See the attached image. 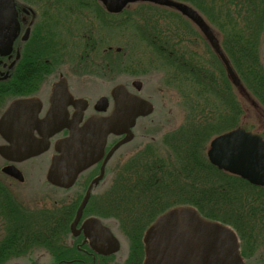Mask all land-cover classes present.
<instances>
[{
	"label": "flooded vegetation",
	"instance_id": "1",
	"mask_svg": "<svg viewBox=\"0 0 264 264\" xmlns=\"http://www.w3.org/2000/svg\"><path fill=\"white\" fill-rule=\"evenodd\" d=\"M175 1L189 5L202 16L234 71L227 48H236L240 31L256 32L258 47L264 54V0ZM82 3L79 0H0V149L16 142L8 133H15L20 143L28 140L31 133L33 140L28 144L32 147L45 139V134L54 131L47 137L48 147L34 155L18 159L0 151V264H156L154 253L148 250L149 230L167 213L187 206L188 196L183 193L184 189L173 186L174 174L168 169L174 168L160 163L157 153L162 150L159 144H184L180 139L188 127L186 123L191 112L186 114L183 125L166 131L164 126L156 125L159 104L143 94L146 82L141 77L142 71L94 97L77 95L72 80L62 71L63 66H72L64 61L63 50L74 44L71 34L79 32L69 20L79 21L80 6L90 8L95 4L97 13L94 16L103 20L126 10L112 13L101 0ZM167 8L181 15L195 31L184 32L188 66H191L192 52L197 53L193 59L198 55L200 61L206 58L200 52H208L216 62H211L212 67L224 69L230 84V88L223 91L220 74L213 73L210 77L209 73V78L218 85L219 95L237 98L240 87L231 81L222 56L206 35L177 8ZM80 18L89 28L83 32L95 30L89 15ZM212 20L218 28L212 25ZM103 22L97 26L105 31L107 21ZM229 22L234 29L224 28ZM65 34L68 39L63 40L61 36ZM206 59L198 61L196 66L203 82L208 77ZM75 70L80 71L77 67ZM124 70H120L121 75L124 74L122 77L126 75ZM54 73L58 77L49 81ZM63 80L70 98L55 97V90ZM137 80L140 86L135 85ZM117 85L150 102L152 111L136 116L129 127L130 133L124 126L128 116H120L118 128L107 133L102 152L94 162L81 169L68 184L52 180L50 168L54 158L61 154L58 144L72 132H80L91 119L112 117L116 109L114 88ZM187 86L188 91L189 84ZM244 93L248 95L246 90ZM103 97L107 98L106 102ZM18 101L28 102L24 112L12 111L13 118L2 124ZM52 111L56 112L53 116ZM49 121L52 123L47 124ZM148 121L152 125L145 124ZM148 126L155 130H149L154 135L164 133L158 138H147L142 145L135 146L138 150H130L129 144ZM8 167L17 170L5 172ZM250 192V214L256 221L250 230L252 246L247 262L241 256L240 259L243 264H264V258L263 262L260 257L256 259L254 246L256 242L264 246V232L259 230L264 220L258 221L259 217H264V186L251 184ZM203 224L198 221L194 227ZM220 253L222 264H229V250L221 249Z\"/></svg>",
	"mask_w": 264,
	"mask_h": 264
},
{
	"label": "trees",
	"instance_id": "2",
	"mask_svg": "<svg viewBox=\"0 0 264 264\" xmlns=\"http://www.w3.org/2000/svg\"><path fill=\"white\" fill-rule=\"evenodd\" d=\"M154 9L162 10L160 13L156 12L158 16L155 17V20L148 18V13L152 10L156 11ZM165 11L166 13H163ZM165 11L151 4L147 6L141 4L133 10V13L140 14L142 19L135 18L136 16L133 15L132 18L123 21L126 24L125 31L134 32L145 44L142 46L145 49V55L141 57L146 65L142 66V72L147 73L151 69L150 57L147 53H153L162 64H167L169 66L168 76L164 74L161 82H164L167 77V83L171 84L172 81H175L180 86L184 85V89L181 90L182 103L191 112L190 120L186 123L188 126L185 129L186 132L184 130V135L180 139L184 144L181 146L159 144L162 150H158L157 157L164 166L174 168L173 170L168 169L174 174V183L179 180L183 181L182 184H179L180 187L176 186V188L184 189L183 193L188 196L185 203L187 206L195 208L204 220L219 223L225 227L231 226L236 231L238 237H241V254L247 259L252 246L249 222L251 217L249 188L251 184L237 175L214 166L207 157V148L213 137L237 126H244L241 123L244 107L241 100L234 96L225 98L219 95L218 85L212 80L213 78L208 76L206 81L204 80L205 82L201 80L200 70L196 67L200 58L197 55L193 59L197 53L192 52L191 66H188L186 62L189 59L183 46L184 32L195 31L179 14L172 15L181 24H175L171 28L161 24L162 20H166L167 10ZM127 12L125 10V13ZM114 24L112 22L111 25ZM78 27L79 25H76L75 29ZM224 28L234 29L231 22ZM253 36L257 38L256 32L245 33L242 31L241 33L240 31L236 48L232 50L229 46L227 51L230 59L234 62L235 71L241 79L240 90L245 88L251 92L264 107V65L260 59L259 43L257 40H252ZM82 40L83 38L80 37L79 41L73 45L82 48ZM206 53L208 54V52ZM119 57L122 59L121 55ZM206 58L210 64L211 62L212 64L216 63L214 59ZM202 60L203 58L200 62ZM94 66L98 72H103L102 74L105 75L106 66L103 62L101 64L98 62V65ZM80 67V71L93 68L86 64H82ZM146 68L149 70L145 71ZM207 69L205 68V71L209 74V69ZM212 70L222 77L223 91L230 88L224 69L212 67ZM187 84H189L188 91ZM245 128L249 129L247 126ZM263 220L264 217L258 218V221ZM254 246L259 250L263 244L256 242Z\"/></svg>",
	"mask_w": 264,
	"mask_h": 264
},
{
	"label": "water",
	"instance_id": "3",
	"mask_svg": "<svg viewBox=\"0 0 264 264\" xmlns=\"http://www.w3.org/2000/svg\"><path fill=\"white\" fill-rule=\"evenodd\" d=\"M101 1L110 12L116 13L122 11L129 3L137 1L154 2L177 8L199 26L213 48L222 56L233 83L241 84L239 76L222 53L212 29L189 5L175 0ZM140 84L139 80L135 82L137 86ZM60 95L71 97L65 80L60 82L55 90V97ZM114 96L116 109L112 117L102 120L91 119L80 132H72L68 138L58 144L61 154L53 160L50 169L52 180L68 184L73 181L81 169L94 162L102 152L107 133L116 131L118 128L120 116H128L124 126L130 133L129 127L134 123L136 116L150 113L153 109L150 102L129 94L122 85L114 88ZM102 100L106 102L107 98L103 97ZM27 103V101L16 102L3 118L2 124L8 123L13 118L12 111L14 113L15 111L24 112ZM55 114L56 112H51L52 116ZM32 118H35V115ZM53 132L45 134V139L35 143L32 147L28 144L33 140L31 133L24 143H20V138L16 137L15 133H8V137L15 139L16 142L10 147L1 148L0 151L6 155L12 154V157L18 159L34 155L48 147L47 137ZM12 134H15V137H12ZM207 154L210 162L218 168L239 175L252 184L264 185V139L259 133L247 131L241 126L237 127L216 136L211 141ZM15 170L17 169L14 167L4 169L5 172L11 173ZM198 221H203L204 224L195 228L194 225ZM147 243L148 250L155 255L156 264H222L221 249L229 250V264H243L239 254L238 239L234 232L219 223L203 220L192 207L180 206L164 215L149 230Z\"/></svg>",
	"mask_w": 264,
	"mask_h": 264
},
{
	"label": "rangeland",
	"instance_id": "4",
	"mask_svg": "<svg viewBox=\"0 0 264 264\" xmlns=\"http://www.w3.org/2000/svg\"><path fill=\"white\" fill-rule=\"evenodd\" d=\"M75 0H72L74 2ZM89 0H79V3H82V5L87 4ZM145 4L146 6L149 5L148 3H136L128 6L126 9L128 12H123L120 15H114V17H104V20L107 21L105 31H102L101 27L97 25H103V19L97 18L94 15L97 13V10L94 7H97L95 4H91V9L87 8L88 5L80 6L78 19L77 21L74 18L69 20L71 22V26L73 28L76 27V25H79L78 28H76L80 32H73L71 34V42L77 43L79 41V38L82 37V48H77L72 44V46L67 47L68 49L63 50V58L64 61L69 63V65H72L70 67H64L61 68L62 71L66 76L70 78V81L72 80L75 91L77 92V95H86L90 97L98 96L107 90H111L114 85L121 82L122 79L129 78L130 76L135 75L137 72H141L143 69V65L145 64L144 59L141 57L145 55V49L142 47L145 44L139 39L138 36L135 35L134 32L125 31V21L126 19L132 18L133 15L137 17H140L142 19V16L140 14H134L133 10L137 9L138 6ZM164 11L167 10V16H165L166 20H162L161 24L163 23L166 27L171 28V26L175 24H181L174 15V13L170 8L167 7H160L157 6ZM84 10V12H83ZM156 10V9H154ZM130 11V12H129ZM162 11V10H160ZM159 10L156 11H150L148 13V18L154 19L158 16ZM157 12V13H156ZM163 13H166L163 12ZM90 16L91 19L94 22L95 30L93 32H83L85 30H88L89 28L86 26L85 22L80 21L81 16ZM67 19V18H66ZM67 23V26L69 24ZM115 23L114 25H111ZM212 25L216 28L217 24L214 22V20L211 21ZM120 24V25H119ZM175 27V26H174ZM198 32V31H196ZM181 33V32H180ZM242 33V32H241ZM246 33V32H245ZM87 34L89 38L87 39ZM67 34L64 36H61L63 40L68 39ZM255 36L252 37V40H257ZM90 43V45H87V43ZM259 43V41L257 42ZM76 47V48H75ZM260 51V59L264 65V54H261L260 47H258ZM120 50V51H119ZM203 50V49H200ZM49 52H47L48 54ZM150 57V72L144 73L143 77L146 82V88L143 91V94L149 96L150 98L154 99L156 104H159V110L156 120V125H162L164 126V130L168 131L173 129L174 127L183 125L186 120V114L190 111L186 109V105L182 103V95L181 90L184 89V85L180 86L177 82L172 81L171 84L167 83V77L164 79V82H161L162 76L165 74V76H168L169 72V66L167 64H162L158 58L153 53H147ZM119 55L123 59H120ZM201 56L209 57L210 54H207L204 50L200 52ZM206 55V56H205ZM117 56V57H115ZM101 64L102 62L105 64V75L98 72V69H95L94 65ZM204 62V59L202 60ZM122 63V64H121ZM82 64L91 65L93 68H90L86 71H77L75 70V67L79 70L81 68L80 66ZM67 64V66H69ZM146 65V64H145ZM75 66V67H74ZM154 68V69H153ZM209 70H208V69ZM124 70V73H126L125 77H122V71ZM206 69L210 72V77L213 73H215L212 70V65L207 62ZM149 70V69H145ZM144 71V72H145ZM120 72V73H119ZM208 75V74H207ZM209 76V75H208ZM58 77L57 73H54L51 75L49 81L55 80ZM136 78V77H132ZM131 79V78H130ZM167 83V84H166ZM159 89L156 91V89ZM245 88L240 90L239 93L236 95L238 99L241 100L242 105L244 107V115L242 117V124L246 127H248L251 131L260 133L264 135V107L254 98L251 92L246 90L248 92L247 94L244 93ZM188 105V103H187ZM191 114V113H190ZM189 114V115H190ZM160 121V122H159ZM159 122V123H158ZM145 124H151V122H145ZM152 126H148L143 130V133H140V136L137 137L131 144H129L128 148L136 149L135 146L142 145L144 141L147 140L149 137L156 136L157 138L164 133L158 132L157 135H154L153 132H149V130ZM166 127V128H165ZM155 131V130H153ZM210 143V142H209ZM209 147V145H208ZM139 149V148H138ZM136 149V150H138ZM179 180V179H178ZM183 181L179 180L177 183H174L173 186L176 188V186H179V184H182ZM180 187V186H179ZM248 189V186H246ZM179 190V189H178ZM176 192V190H175ZM249 193L250 188H249ZM244 204V203H242ZM253 221H256L255 219H252V217L249 218L250 226L252 230V225H254ZM231 227V226H230ZM261 232H264V225H261L259 227ZM234 230V229H233ZM239 236V235H238ZM241 240V237H240ZM256 259L259 260V257L262 259L264 258V246H262L261 249L257 250L256 252ZM247 261L244 258V262Z\"/></svg>",
	"mask_w": 264,
	"mask_h": 264
}]
</instances>
